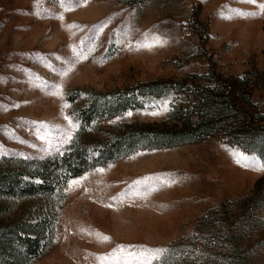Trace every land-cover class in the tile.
I'll return each mask as SVG.
<instances>
[{
  "label": "rangeland",
  "instance_id": "1",
  "mask_svg": "<svg viewBox=\"0 0 264 264\" xmlns=\"http://www.w3.org/2000/svg\"><path fill=\"white\" fill-rule=\"evenodd\" d=\"M257 4L0 0V159L44 160L62 153L69 144L67 133L71 131L73 138L78 130L67 102L73 89L123 91L145 82L201 76L211 64L225 76L262 71L264 14L234 11L259 12ZM146 43L153 46H139ZM56 91L62 95H53ZM174 100L172 93L144 98L141 108L107 124L160 123ZM254 101L264 113V94L255 93ZM233 152L250 159L237 163ZM252 159L264 162L220 138H208L177 148L139 151L75 179L80 185L72 180L54 245L33 264H102L99 257L121 245L133 251L164 249L153 264H199L200 220L223 203H230L228 210L238 208L236 203L264 180V170L243 166ZM157 177L175 182L162 185ZM241 215H230L229 224L240 225L235 237L242 259L245 264H264V228L258 220L264 213L251 222ZM97 233L111 237L110 242L101 243ZM175 244L176 259L162 263ZM224 261L215 258L216 264Z\"/></svg>",
  "mask_w": 264,
  "mask_h": 264
},
{
  "label": "trees",
  "instance_id": "2",
  "mask_svg": "<svg viewBox=\"0 0 264 264\" xmlns=\"http://www.w3.org/2000/svg\"><path fill=\"white\" fill-rule=\"evenodd\" d=\"M168 93L175 100L164 121L107 124L141 108L144 98ZM255 93L264 94V69L225 76L212 64L201 76L176 81L145 82L123 91H69L67 102L78 130L62 153L44 160L0 159V264H33L49 253L60 229L67 184L139 151L220 138L264 161V113L254 101ZM229 205L223 203L196 227L202 236L199 264H216L217 257L224 264H245L235 237L240 225L229 224V218L243 213L251 222L264 213V180L236 203L238 208L228 210ZM258 220L264 228V219ZM174 246L162 263L176 259L179 244Z\"/></svg>",
  "mask_w": 264,
  "mask_h": 264
},
{
  "label": "snow or ice",
  "instance_id": "3",
  "mask_svg": "<svg viewBox=\"0 0 264 264\" xmlns=\"http://www.w3.org/2000/svg\"><path fill=\"white\" fill-rule=\"evenodd\" d=\"M63 2V0H61ZM242 2H247V3H252V4H257V0H242ZM257 7L259 8V12H250V13H243L240 10H234L237 15H261L264 14V3H258ZM68 10H71L70 8ZM227 19H231V16L225 17ZM140 47H146V48H151L153 45L152 44H142L139 45ZM67 75V73H64ZM60 87V86H56ZM53 95H62L61 91H56L52 93ZM66 107L68 105H65ZM159 113L153 112L152 115H158ZM128 115H132V113H128ZM66 120L69 121V124L72 125V127H77L76 125L72 124V120L70 117H65ZM72 139V134L71 131L67 133L66 136V142H70ZM234 156L238 157L236 160L237 163H241L242 160H249L250 158L245 156L243 153H238V152H233L232 153ZM244 167H253L255 170H264V162L262 163H257L255 159L251 160L250 164H244ZM99 171L103 172V169H100ZM147 179H153V178H146L145 181H137V184L140 183H146ZM156 179H159L161 181L162 185L166 186H171L172 183H174V180L167 179L166 177H157ZM73 185H80L81 181L80 180H73L72 181ZM151 191H155V188H151ZM110 206V205H109ZM97 239L101 243H107L110 242L111 237L104 235L103 233H97ZM165 252L164 249H151L147 247H139L136 248L135 251L131 250L127 246H118L116 249L113 250V252L108 255V256H102L99 257L101 260L102 264L103 261L105 260H111L113 264H153V261H157L160 259L162 254Z\"/></svg>",
  "mask_w": 264,
  "mask_h": 264
},
{
  "label": "bare ground",
  "instance_id": "4",
  "mask_svg": "<svg viewBox=\"0 0 264 264\" xmlns=\"http://www.w3.org/2000/svg\"><path fill=\"white\" fill-rule=\"evenodd\" d=\"M230 168H231V167H230ZM234 168H235V167H234ZM235 171H236V170H235ZM238 171H239V170H238ZM236 173H237V172H236ZM240 174H241V173H240ZM237 175L239 176V173H238ZM241 175H243V174H241ZM241 175H240V176H241Z\"/></svg>",
  "mask_w": 264,
  "mask_h": 264
}]
</instances>
